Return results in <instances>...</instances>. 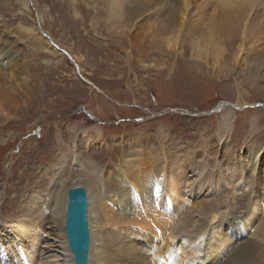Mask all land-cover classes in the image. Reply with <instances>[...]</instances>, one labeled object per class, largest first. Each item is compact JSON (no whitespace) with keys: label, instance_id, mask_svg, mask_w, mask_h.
I'll return each instance as SVG.
<instances>
[{"label":"bare ground","instance_id":"6f19581e","mask_svg":"<svg viewBox=\"0 0 264 264\" xmlns=\"http://www.w3.org/2000/svg\"><path fill=\"white\" fill-rule=\"evenodd\" d=\"M57 1L76 9V0ZM92 1L84 0L87 6ZM98 1L93 31L101 36V25L116 48L135 46L141 57L149 51L157 54V70L170 68L171 58L185 48V53H191L189 68L196 76L202 65L210 66L208 58L220 70L238 66L244 78L235 80L240 103L245 102L247 87L257 91L260 83L264 85V0ZM132 31H139V45L133 42ZM41 35L33 54L58 55L53 42L69 54L81 75L83 59L72 48L71 53ZM17 43L13 37L0 38V127L17 118V110L43 89L42 79L34 78L35 74L32 81L37 85L32 83L28 67L24 66L26 74H19L23 71L17 64L20 53L13 51ZM219 109L218 127L198 128L186 146L172 142L173 156L167 157L153 144L143 147L144 143L104 169L83 161L77 150H90L98 143L104 147L97 126L94 131L82 130L79 140V130L74 128L70 144L59 135L54 149L57 163L33 175L21 193L22 205L5 218L0 204V264H74L65 223L67 193L76 187L88 192L89 264H264V140L251 138L252 143L246 142L251 149H236L233 141L243 143L232 134L236 114L232 107ZM256 122L254 118L250 122L252 134L257 131ZM26 146L30 144L25 142ZM14 164L6 170L8 177L14 175ZM228 167L236 170L233 176L227 174ZM74 180L75 184H69Z\"/></svg>","mask_w":264,"mask_h":264},{"label":"rangeland","instance_id":"374dc122","mask_svg":"<svg viewBox=\"0 0 264 264\" xmlns=\"http://www.w3.org/2000/svg\"><path fill=\"white\" fill-rule=\"evenodd\" d=\"M85 2L76 0V9H69L57 0H9L8 3L0 0V38L13 37L18 42L16 45L19 47L12 45V50L14 48L13 51L20 53L17 59L21 62L18 60L17 64L23 71L19 74H26L30 70V75L35 74L34 78L39 77L43 82V89L39 90L41 94L36 92L29 105L17 110V118L0 127L2 217H10L22 205L20 196L22 191L25 192L28 181L33 180L36 172L41 173L56 162L54 157H58V153L54 149L58 136L61 135L70 144L75 138L74 128L79 130L78 138L76 136L78 140L83 138L82 130L94 131L96 126L100 129L103 148L98 143L90 150L81 147L77 150L83 161H93L102 169L117 164L123 154L144 143L147 144L143 147L153 144L167 157L173 156L176 148L170 147L172 142L186 146L198 134V128L218 127L221 106L232 107L237 115L234 117L235 129L232 134L239 136L244 144L233 141L236 149H251V144L249 147L246 145L247 141L252 143L251 138L257 142L262 137L264 140L263 83H260L257 91L254 87H247L248 96L243 100L246 103H240L242 99L235 80L244 78L238 66L236 70L234 66L227 71L220 70L210 62L212 58H208L210 66L202 65L201 72L196 76L190 71L191 53H185V48L171 58L170 68L157 70L160 59L157 54L149 51L148 56L141 57L135 46L124 44L120 49L116 48L109 42L108 34L101 25L98 28L101 36L93 31V9L99 1L93 0L91 6ZM87 3L90 5V2ZM29 29L34 30L33 34ZM40 31L49 34L62 48H72L83 59L84 64H80L81 76L86 80L61 53L54 55L40 51L36 56L33 54V48L38 43L36 40L42 36ZM131 37L139 45V31H132ZM24 66L29 68L28 71ZM32 83L36 84L35 81ZM253 118L257 120L254 134L250 123ZM37 130L40 131L38 135L35 134ZM93 135L96 136L95 133ZM31 140L38 146V152L32 150L31 147L35 145L30 143ZM25 142L30 147L24 148ZM123 142L126 145H122ZM258 146L253 144V147ZM220 158L224 161V157ZM14 162V175L8 177L6 170ZM227 170L229 176L236 173L233 168L228 167ZM49 176L54 178L55 173ZM43 181H47V177ZM72 182L69 184H75L76 180Z\"/></svg>","mask_w":264,"mask_h":264},{"label":"water","instance_id":"95a60500","mask_svg":"<svg viewBox=\"0 0 264 264\" xmlns=\"http://www.w3.org/2000/svg\"><path fill=\"white\" fill-rule=\"evenodd\" d=\"M41 33L51 40L44 32ZM52 46L60 53L72 58L67 52L60 49L52 42ZM78 73L79 67L73 61ZM67 213L65 232L70 252L73 256L74 264H89L91 251V233L89 229V198L85 187H76L70 189L67 193Z\"/></svg>","mask_w":264,"mask_h":264}]
</instances>
